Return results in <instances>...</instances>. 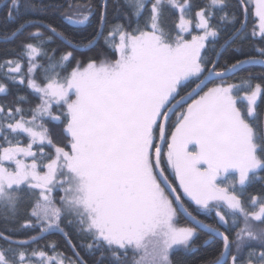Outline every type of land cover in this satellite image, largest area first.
Wrapping results in <instances>:
<instances>
[{
	"label": "snow or ice",
	"instance_id": "6c2138e0",
	"mask_svg": "<svg viewBox=\"0 0 264 264\" xmlns=\"http://www.w3.org/2000/svg\"><path fill=\"white\" fill-rule=\"evenodd\" d=\"M125 4L137 27L128 31L118 24L108 31L105 43L115 50V60H89L83 66L77 61L67 72L79 46L52 23L39 20H26L3 37V42H10L27 27L36 28L21 42L17 59L0 62V74L6 80L21 85L26 80L40 101L27 109L30 119L20 106L26 96H18L17 106L7 111L0 104V208L15 214L21 203L34 200L23 227L38 228L39 233L20 241L0 234L8 245L0 247V264H85L72 244L69 227L89 240L90 253L100 251L101 259L110 254L112 264H173L171 253L191 249L200 233L207 237L204 246L222 242L207 264H264V228L257 230L253 223L264 224V197H251V207L258 205V211L250 210L241 198L246 185L259 179L257 170L264 169V131L252 122L264 87L259 83L252 87L250 76L240 84L227 82V77L246 65H264V59L249 57L220 66L219 52L212 58L202 51L209 37L219 36L221 25L211 20L216 11L229 7V0H207L196 11L195 27L201 34L192 35L191 40L184 36L193 23L185 18L190 0H125ZM165 4L180 13L174 34L161 24ZM240 4L244 5V21L235 13L224 12L219 17L222 24H241L221 49L234 38H248L249 8L246 0ZM20 7V0H10L7 19H14ZM29 7L36 10V5ZM254 14L258 25L251 35L264 41V0H254ZM62 15L70 27H82L93 10L90 4L69 0ZM106 19L104 0L100 27L85 48L94 47L97 37L104 35ZM117 35L119 43H115ZM56 39L72 48L58 59L55 48L47 50ZM256 51L264 56V47ZM37 71L42 79L38 80ZM185 82L195 85L187 93L191 103L184 96L177 99ZM209 83L214 86L203 91ZM6 93V85L0 83V94ZM242 101H246V111ZM185 103L168 143L167 163L196 213L212 218V223L193 214L179 195L170 198L177 190L161 169L156 131L165 140L170 113ZM54 108L65 111L54 114ZM46 121L64 124L67 145L54 143ZM21 135L28 138L26 145L13 139ZM57 190L63 193L58 204ZM181 215L186 218L184 225ZM233 229L235 236L230 238ZM52 233L64 236L75 259L57 252L55 242L49 245L52 255L27 251L30 243Z\"/></svg>",
	"mask_w": 264,
	"mask_h": 264
},
{
	"label": "trees",
	"instance_id": "16d2710c",
	"mask_svg": "<svg viewBox=\"0 0 264 264\" xmlns=\"http://www.w3.org/2000/svg\"><path fill=\"white\" fill-rule=\"evenodd\" d=\"M5 0H0V4ZM73 4H90L93 10V15L90 18V21L82 27H70L63 20V13L68 8L69 0H20V10L18 13H14V19H7V12L10 0H7L2 5H0V62H3L8 59H17L20 55V45L24 38L31 32L36 31L35 27H27L22 35H18L14 40L10 42H3V37L9 35L12 30H14L20 23L26 20H39L44 23H52L57 27L58 31L64 32L69 36L70 39L78 46H84L88 40H91L95 35L97 30L100 27L99 24V13L104 7V0H71ZM207 3V0H190L192 5L189 12L186 14V19H192L193 23L189 25V32L184 33L186 39H190L192 35H197L201 30L195 27V13L200 8L204 7ZM247 6L249 8L248 17L246 21V34L247 39L241 41L239 38H234L230 41L229 44L225 45L220 51V45L224 44L225 40L231 35L235 28H240L241 24L237 22L235 25L228 24L219 20V17L227 12L229 15L235 13L239 21H244V5L240 4V0H229V7L222 11H216L215 16L212 18L211 23L213 25H221L220 34L216 38H208L206 40V48L202 50L206 56L216 58L217 52H219V64L223 66L225 62L234 63L237 60H243L249 57H260L264 59V56H261L256 49L259 47H264V41H261L259 37H252V30L255 25H258V18L254 15V0H246ZM36 5V10L33 11L29 6ZM150 12V5H149ZM147 15V13L145 14ZM179 11L171 8L170 5L165 4L163 7V12L161 16L162 26L168 30L171 29L173 34L175 31V25L179 23ZM145 17H141L139 20V25L142 27ZM123 24L128 31L137 27V20L135 17H131V9L125 4V0H107V19L103 27L104 35L100 36L98 41L95 43V46L90 48L87 51H75L74 59L67 67V72H70L73 67L76 66V62L80 61L82 66L86 65L89 60H95L100 62L101 60H114L117 57V54L113 48L106 46L105 37H107L108 31L114 25ZM42 32L47 35L48 33L43 28L40 29ZM258 31V28H257ZM115 43H119V36L115 37ZM56 49L57 59L64 52L72 51V48L65 46L59 39H56L54 43H51L47 46L49 52L52 49ZM239 49V50H237ZM40 62H46L42 60ZM6 72L7 69H4ZM24 73H27V62L24 61ZM36 76L39 79H42L41 73L37 71ZM251 77V86L255 87L257 83L261 84L264 87V67L260 65H247L244 66L241 70L237 71L234 75H231L227 78V82L240 84L242 79ZM0 83H4L7 87L6 94H0V104L5 106V111L7 108H15L17 105L15 103L18 96H26L27 101L20 106L23 107L25 112V117L27 119L31 118V113L27 112V109L34 107L38 104V96L32 94L31 90L27 88V81L25 80L24 84L21 85L19 82L12 83L6 80L2 74H0ZM214 83H219L216 81ZM213 83H210L204 90L212 86ZM194 83L185 82L184 86L178 89L179 96L189 91L194 87ZM241 87H245L241 85ZM203 90V91H204ZM202 93V92H201ZM243 93L241 92V95ZM177 96V97H179ZM241 106L245 108L246 111V101L241 102ZM185 106H183L184 108ZM183 108H180L182 110ZM179 110V111H180ZM65 109L54 108V114H60ZM179 113V112H177ZM263 114H264V92L261 93L257 104L255 105V120L252 122L255 123L259 130L262 131L263 123ZM177 115V114H176ZM175 117L173 116L168 122L167 134H170L172 129L175 126ZM46 126L51 130V136L54 140V143L58 146L67 145V139L63 134V123L52 124L45 122ZM158 136V129L156 131V138ZM19 139L23 144L28 143V138L24 135L19 137H14ZM70 150V147L66 148ZM53 151L51 149H46V152ZM31 161L30 159L28 160ZM46 162V161H45ZM162 164L164 166V171L168 176L169 180L172 182L176 190L178 191L180 197L182 198L183 203L186 207L193 211V214L196 213V206L187 199L181 192L176 178L169 173L167 166L162 156ZM257 174L259 179H254L252 182L246 185L243 196L241 197L244 202L249 206L250 210L258 211V205L255 208L251 207V197H264V169H258ZM32 203L24 202L18 206L17 212L12 214L6 208H0V234L3 236L10 237L13 241L28 240L31 236H35L39 233V229H27L23 225L27 220L30 219L29 213L31 211ZM198 215L199 219L205 220L207 223H212L213 219L208 218L204 215ZM212 217H215L213 211ZM186 220L181 216L180 224H185ZM254 225L257 227V230L264 228V224H261L258 221H253ZM71 232L72 244L76 246V251L79 252L80 257L85 261V264H112L110 254L105 253L103 259H101L100 251H95L90 253L87 249V244L89 240L81 235H77L75 230L71 227L66 229ZM230 238H234L235 229L230 233ZM204 233H200L195 237L193 241V247L189 250H174L171 253V259L173 264H207L210 260L214 258V254L218 253L221 241L216 240L215 243H210L208 246L203 245V241L206 239ZM55 242L56 251L62 252L66 257L75 259L73 253V248L70 246L63 235L59 233L45 234L43 238L38 239L37 241L30 243L27 247V251L31 253L33 249L43 250L48 255H52V249L49 245ZM0 247H8L6 242L3 239H0ZM15 247V245H13ZM233 250L234 247H233ZM131 256V255H130ZM130 258V257H129ZM35 259V258H34Z\"/></svg>",
	"mask_w": 264,
	"mask_h": 264
},
{
	"label": "water",
	"instance_id": "95a60500",
	"mask_svg": "<svg viewBox=\"0 0 264 264\" xmlns=\"http://www.w3.org/2000/svg\"><path fill=\"white\" fill-rule=\"evenodd\" d=\"M7 0H5L4 2H6ZM4 2H2L0 5H2ZM245 20V19H244ZM100 38V36L99 37H97V39H96V41H95V43L98 41V39ZM78 46V45H77ZM79 48H80V50L79 51H87V50H89L90 48H85L84 46H79ZM92 48V47H91ZM222 49H220V51H221ZM219 51V52H220ZM255 58H258V59H263V58H260V57H255ZM247 59V58H246ZM256 65H259V64H256ZM247 66V65H246ZM260 66H262V67H264V65H260ZM231 76V75H230ZM229 76V77H230ZM228 78V77H227ZM210 84V83H209ZM209 84H207V86L209 85ZM193 88V87H192ZM191 88V89H192ZM206 87H204V89H205ZM191 89L189 90V91H187L186 93H184V94H182V95H180V96H184L185 97V99L187 100V103H189L191 100L190 99H188V97H187V93L188 92H190L191 91ZM203 89V90H204ZM201 93V92H200ZM179 96V97H180ZM179 97H177V99H179ZM193 98H195V97H193ZM185 105H187L186 103L183 105V106H185ZM181 107H179V106H177V107H175V108H173V110H172V112L170 113V119L174 116V114L180 109ZM169 119V120H170ZM169 120H168V122H169ZM168 122H167V127H168ZM262 131H264V114H263V123H262ZM167 141V138L165 139V140H161V138H160V135H159V130H158V136H157V143L158 144H160V146H161V149H162V155H161V169H163L164 170V166H163V164H162V156H163V151H164V146H165V144L167 143L166 142ZM153 162L155 163V149L153 150ZM157 171H159V170H157ZM165 172V171H164ZM165 175H166V173H165ZM167 176V175H166ZM168 177V176H167ZM168 181H169V183L170 184H172V182L169 180V178H168ZM172 186L174 187V185L172 184ZM175 188V187H174ZM176 189V188H175ZM170 191V190H169ZM176 195H179V193H178V191H176L175 193H173L172 194V196L170 197L171 199H173V200H175V196ZM180 196V195H179ZM183 202V201H182ZM185 220H186V218L183 216V215H181Z\"/></svg>",
	"mask_w": 264,
	"mask_h": 264
},
{
	"label": "rangeland",
	"instance_id": "374dc122",
	"mask_svg": "<svg viewBox=\"0 0 264 264\" xmlns=\"http://www.w3.org/2000/svg\"><path fill=\"white\" fill-rule=\"evenodd\" d=\"M254 13V12H253ZM255 15V14H254ZM256 17V16H255ZM199 34H201V32L199 33ZM198 35V34H197ZM191 38L192 37H190V39H188V40H191ZM210 38V37H209ZM206 42V41H205ZM117 58V57H116ZM115 58V59H116ZM114 59V60H115ZM97 63H99V62H97ZM228 83H230V82H228ZM214 85H212V86H210V87H213ZM209 88V87H208ZM204 91H207V89L206 90H204ZM203 94V92L200 94V95H202ZM74 98V97H73ZM196 98H198V97H196ZM258 99H259V97H258ZM189 103H191V101L189 102ZM186 107H187V105L182 109V110H184V109H186ZM182 110H180L179 112H181ZM178 114V113H177ZM176 117H175V120H174V122H175V124H176V122H177V115H175ZM175 130V126H174V128L172 129V131H171V133L169 134V142H170V139H171V134H172V132ZM157 139V138H156ZM190 148L192 147L191 145L189 146ZM167 153H168V149H166L165 151H164V160H165V163H166V166H167V169H168V171H169V173L170 174H172L174 177H175V175H174V172L172 171V169L169 167V165H168V163H167ZM27 162L28 163H31V161L29 162L28 160H27ZM178 184H179V182H178ZM179 186V188H180V185H178ZM180 190H181V192L183 193V190L180 188ZM54 195H55V197H56V202H57V204L59 203V197L61 196V195H63V193L62 192H60L59 190H57L55 193H54ZM183 195H184V193H183ZM185 196V195H184ZM186 197V196H185ZM187 199H189L188 197H186ZM190 200V199H189ZM215 213V212H214ZM181 225H184V224H181ZM182 250H184V249H182ZM130 258H131V256H130ZM170 258H171V255H170Z\"/></svg>",
	"mask_w": 264,
	"mask_h": 264
},
{
	"label": "flooded vegetation",
	"instance_id": "af4514ba",
	"mask_svg": "<svg viewBox=\"0 0 264 264\" xmlns=\"http://www.w3.org/2000/svg\"><path fill=\"white\" fill-rule=\"evenodd\" d=\"M180 110V109H179ZM179 110L177 111V112H179ZM177 112L174 114V116L177 114ZM168 128V127H167ZM167 143L165 144V146H164V151L166 150V149H168V143H169V134H167V141H166ZM168 170V169H167ZM177 184H178V181H177ZM179 185V184H178Z\"/></svg>",
	"mask_w": 264,
	"mask_h": 264
}]
</instances>
